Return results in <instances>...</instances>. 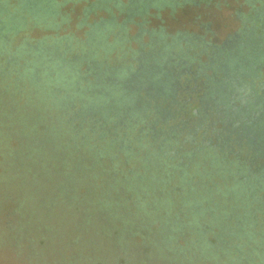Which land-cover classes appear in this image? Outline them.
Segmentation results:
<instances>
[{
	"label": "trees",
	"instance_id": "1",
	"mask_svg": "<svg viewBox=\"0 0 264 264\" xmlns=\"http://www.w3.org/2000/svg\"><path fill=\"white\" fill-rule=\"evenodd\" d=\"M248 1L251 11L244 17L243 27L237 33L246 30L245 33L249 34L256 28L255 35L259 36V26L264 24V0ZM254 1L260 5H255ZM186 2L194 1L0 0V136L3 137L0 147L16 159L22 184L27 179L35 187L41 179L46 183L60 184L63 191L70 192L75 205L94 206L103 216L110 240L123 244L130 236L132 242L125 254L112 250L108 256L103 255L95 245L93 235L87 231L89 222L86 219L78 227L76 237L66 238L61 231L43 234L44 227L32 207L29 209L26 205L28 201L22 199L16 190L9 189L4 174H1L0 248H11L16 255L14 261H20V264H264V208L256 221L255 214L249 215L254 204L244 196V191L249 195L250 190L244 180L236 183L240 176L236 174L240 160H235V177L229 178L228 159L217 155L218 162L209 159L203 164L204 169L224 171L225 180L216 177L208 185L203 182L199 187L187 185L182 191L172 190L177 178L185 180L181 173L188 171V162L178 166V160L174 161L171 154L165 155L158 149L159 143L150 136L146 137L147 130L139 132L141 126L129 135L133 140L130 144L125 142L123 149L124 131L119 127L117 131L113 130L118 136L111 134L101 120L96 121L87 112L89 106L97 110L105 101L109 103L106 110L113 104L112 110L126 106L111 103V99L121 100L124 90L108 98L96 92V89L103 90L102 86L107 83L102 75L95 79L99 70H87L89 61L107 60L112 66L130 64L131 71H137L141 51L133 50L130 44L133 40L142 43L143 36L147 35L145 26L149 10H162ZM68 3L84 4L78 28L87 29L88 41H79L74 36L64 40L51 36L42 39L37 50H29L25 42L18 46L16 38L20 35L25 38L29 28L40 26L58 32L69 22L63 11ZM100 12L106 16L91 22L90 15ZM120 16H123L122 22H119ZM136 19L140 20L137 25L144 29L136 37H130L128 23ZM150 37H154L151 42L143 43L146 51L153 49V39L154 50L162 48L163 42H180L179 48L186 43L185 39L177 37L174 42L168 40L163 31ZM191 45L200 44L193 41ZM89 52L91 58L83 57L79 63H68L75 55ZM11 53L24 58V63H10L7 57ZM57 53L60 58L56 57ZM105 67L102 64V68ZM126 73L123 69V75ZM88 79L96 81L92 85ZM71 84L74 91L70 90ZM53 85L64 87L63 91L56 90ZM145 94L142 92V96ZM75 96L82 98L83 108L80 104L67 109L62 106V101L70 103ZM122 100L126 102L124 97ZM75 124H78L76 129ZM15 132L17 135L13 140L17 147L13 149L10 141ZM109 149L112 150L109 152ZM1 152L0 155L5 157L4 164L8 165V155ZM135 160H141L142 167L130 176L129 170ZM91 161L93 166L88 167L87 162ZM194 165L193 169H197L198 162ZM25 172L32 178L29 179L30 175L25 177ZM130 178L135 180L133 185L128 184ZM82 187L89 189L88 197L82 194ZM237 190L240 194L231 196V191ZM182 195H190L204 215L181 218L174 208L177 205L175 200L183 203ZM51 205L52 201L46 202L52 213L55 209ZM243 205H250L246 212ZM213 212H216L215 217ZM206 213L208 221L200 223ZM136 236L142 239L140 243L134 242Z\"/></svg>",
	"mask_w": 264,
	"mask_h": 264
},
{
	"label": "flooded vegetation",
	"instance_id": "2",
	"mask_svg": "<svg viewBox=\"0 0 264 264\" xmlns=\"http://www.w3.org/2000/svg\"><path fill=\"white\" fill-rule=\"evenodd\" d=\"M259 28V36L256 28L249 34L244 30L221 45L198 41L200 45L192 47L197 38L186 36L177 37L186 40V48H179L180 42H163L162 48L154 50L153 39V49L146 51L140 43V67L134 72L130 64L112 66L107 60L92 59L87 65L88 71L99 70L95 79L102 75L108 85L96 92L108 98L124 90L121 100L111 99V103L126 106L112 110L113 104L106 110L105 101L100 103L105 110L96 118L115 136L113 130L124 131L122 146L130 144L129 135L141 126L139 132L147 130L146 137L159 143L165 155L180 154L178 166H184L186 159L218 162L221 155L228 159L230 178L235 177L234 165L240 160L236 174H246L243 182L251 194L244 191V196L254 204L249 215L255 214V221L264 208V24ZM90 55L77 54L68 63H79ZM202 56L209 60L202 61ZM88 80L92 85L96 81ZM235 194L240 190L231 191V196ZM249 207H243L245 212Z\"/></svg>",
	"mask_w": 264,
	"mask_h": 264
},
{
	"label": "rangeland",
	"instance_id": "3",
	"mask_svg": "<svg viewBox=\"0 0 264 264\" xmlns=\"http://www.w3.org/2000/svg\"><path fill=\"white\" fill-rule=\"evenodd\" d=\"M95 1V0H90ZM194 2H186L181 5H177L174 7H166L162 10L158 9H150L149 16L147 17V23L145 26V30L148 32L147 35L143 36L142 43L147 44L151 42V35L155 32L163 31L166 35H168V40H173L179 36H186V37H194L197 38L198 41H203L205 43L211 45H221L223 44L231 35H234L238 31L241 30L244 24V17L250 13L251 11V4L248 0H193ZM255 5H260L254 1ZM84 4H77V3H68L64 7V14L69 17V22L62 25L58 32L51 31L45 27H33L32 29L29 28L25 34V38L23 35H20L16 38V42L18 46L22 45L23 42L27 43L29 50H37V47L40 41L46 37L56 36L60 39L68 38L69 36H74L79 41H88V37H86V28H78V24L81 21L82 16V9ZM101 16H106L103 13L93 14L90 15V21H98ZM123 16L119 17V22H122ZM139 19H136L134 22L128 23V34L130 37H136L140 31L144 28L142 26L137 25ZM150 34V35H149ZM27 39V40H25ZM25 40V41H24ZM111 40V39H110ZM130 46L133 50L140 49L141 45L140 42L133 40L131 41ZM186 44H184V47ZM114 55V54H113ZM244 56V55H243ZM242 56V57H243ZM26 57V56H25ZM29 57H32L29 54ZM24 58L11 53L10 56L7 57V60L10 63H24ZM202 61H208L209 58L206 56L201 57ZM27 62L29 59L27 58ZM32 65V64H31ZM86 69V67H84ZM264 74V71H263ZM75 84H78V81ZM73 82V83H74ZM56 90L63 91L62 86L53 85ZM70 90L74 91V87L72 84L70 85ZM73 88V89H72ZM78 104V105H77ZM84 107V103L81 97H76L69 102L62 101V106L64 108L70 107ZM83 104V105H82ZM88 103L87 105H90ZM105 104L97 107V110L91 109L90 106L87 110L89 114L95 118L101 117L102 111L105 110ZM79 109V108H78ZM80 111V109H79ZM86 112V110H85ZM78 124L74 125L76 129ZM6 127H3L5 129ZM262 128V127H261ZM264 130V126L262 128ZM23 135L26 133L23 131ZM17 132L13 135L12 140L10 141L11 148L16 149L17 142L15 136ZM3 137L0 136V139ZM121 147L124 149L125 147ZM189 149V148H187ZM112 149H109L110 152ZM7 151L3 150L0 147V153ZM151 152V151H149ZM147 152V153H149ZM4 155V154H3ZM0 155V175L4 174L6 178L7 186L11 190H16L20 194V197L25 201H28L26 205L31 209L32 207L35 215L38 216L40 224L44 227L43 234H47L48 231H52L51 233L54 234L55 231H61L69 238L73 235L76 237L79 234L78 227L80 224L86 219L89 223L87 226L90 235H93V240H95V245L99 248L101 254L109 255L110 252H123L125 254L127 250V246L132 247V242L129 240L130 236H127L126 241L123 244H119L117 240H110V238L106 235L105 226L106 221L104 220L103 216L99 215V213L94 209V206L88 205H75L71 200L70 192L63 191L60 187V184H50L46 183L42 177L40 176L39 183L36 187L31 184L28 179L26 183L23 182L22 184V177L20 175V171L18 169V163L16 159L8 155V165L4 164L5 157ZM104 159V158H102ZM107 159V157H106ZM105 159V160H106ZM120 158H118L119 160ZM176 161V164H179L181 161L180 154L175 155L172 158ZM243 159V158H241ZM202 161V164H201ZM188 162L190 166L187 167L186 174L183 172L181 175H185V180H179L178 178L173 182L172 190H180L182 191L183 188L189 185L191 188L196 186L199 187L205 182L206 185L210 184L211 181H215L218 177L221 180H225V172L220 173L219 171H214L212 168H208V170L204 169V165L207 161L203 160H194V159H186L185 163ZM191 162V163H190ZM198 162L197 169H193L195 167V163ZM200 162V163H199ZM88 167L93 166L92 161L87 162ZM127 165L129 162L126 161ZM135 165L131 167L129 170L130 176L134 174V171H138L141 169L142 161L135 160ZM92 164V165H91ZM18 166V167H17ZM136 171V172H137ZM186 171V170H185ZM5 172V173H4ZM27 175L25 177H29L30 173L25 172ZM245 173L242 172L238 177V180H244ZM32 178L30 175L29 179ZM235 179V178H234ZM128 180V179H127ZM134 178L129 179V185H133ZM114 182H111V184ZM136 184V183H135ZM81 192L85 197L89 193V189L87 187H82ZM191 194V189L188 191ZM88 197V196H87ZM182 199H184L183 203L177 202L174 211L181 214V218L193 219L195 214L204 215V213L197 209L194 204L195 201H192V197L182 195ZM52 201V207L55 209L52 213L49 212L46 206V202ZM191 203V204H190ZM45 204V205H44ZM184 207H187L184 208ZM93 208V209H92ZM189 208V209H188ZM32 211V212H33ZM216 213V212H215ZM215 213L213 212V217H215ZM222 213V212H219ZM223 213H225L223 211ZM51 214L52 216H49ZM194 214V215H193ZM176 217V214H174ZM49 216V217H48ZM200 218V216H198ZM208 214L206 213L204 220H200V223L204 221H208ZM59 220V222H58ZM214 220H217L214 219ZM257 227V226H256ZM196 229H199V226H195ZM78 229V230H77ZM219 229V228H218ZM130 241V242H129ZM142 241L141 238L135 237L136 243H140ZM122 245V246H121ZM121 246V247H120ZM13 254V255H12ZM123 254V255H124ZM46 255L49 256V253L46 252ZM13 251L9 247H1L0 248V264H20L17 261H14Z\"/></svg>",
	"mask_w": 264,
	"mask_h": 264
},
{
	"label": "water",
	"instance_id": "4",
	"mask_svg": "<svg viewBox=\"0 0 264 264\" xmlns=\"http://www.w3.org/2000/svg\"><path fill=\"white\" fill-rule=\"evenodd\" d=\"M123 95V94H122Z\"/></svg>",
	"mask_w": 264,
	"mask_h": 264
}]
</instances>
